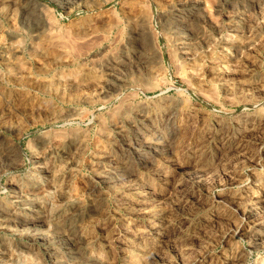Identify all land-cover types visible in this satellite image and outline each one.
<instances>
[{"label": "rangeland", "instance_id": "obj_1", "mask_svg": "<svg viewBox=\"0 0 264 264\" xmlns=\"http://www.w3.org/2000/svg\"><path fill=\"white\" fill-rule=\"evenodd\" d=\"M263 187L264 0H0V264H264Z\"/></svg>", "mask_w": 264, "mask_h": 264}, {"label": "bare ground", "instance_id": "obj_2", "mask_svg": "<svg viewBox=\"0 0 264 264\" xmlns=\"http://www.w3.org/2000/svg\"><path fill=\"white\" fill-rule=\"evenodd\" d=\"M29 8H30V7H29ZM33 8H34V7H33ZM191 9H192V8H191ZM190 11H191V10H190ZM193 11H194V10H193ZM197 12H198V11H197ZM233 13H234V12H233ZM186 17L189 18L188 16H186ZM241 17H242V16H241ZM187 18H186V19H187ZM236 18H237V17H236ZM246 18H247V17H246ZM176 19H177V18H176ZM176 19H175V20H176ZM190 19H191V18H190ZM44 21H45V20H44ZM177 21H178V20H177ZM50 23H51V22H50ZM45 24H46V23H45ZM45 24L42 22L40 26H45ZM178 24H179V23H177V22L175 23V25H178ZM40 26H39V28H40ZM46 26H47V25H46ZM44 30H45V29H44ZM183 30H184V29H183ZM232 82H233V81H232ZM246 82H247V81H246ZM231 85H232V84H231ZM240 85H241V84H240ZM250 86H251V85H250ZM224 87H225V86H224ZM224 87H223V88H224ZM254 88H255V87H254ZM224 89H225V88H224ZM249 125H250V124H249ZM202 128H203V127H202ZM254 128H255V127H254ZM245 130H246V129H245ZM255 132H256V131H255ZM246 133H247V132H246ZM221 135H222V134H221ZM221 135H220V136H221ZM224 135H225V134H224ZM210 136H211V135H210ZM239 136H240V135H239ZM202 137H203V136H202ZM222 138H223V137H221V140H220V141H222ZM219 139H220V138H219ZM223 139H224V138H223ZM198 142H199V141H198ZM167 144H168V143H167ZM227 152H228V151H227ZM43 166H44V165H43ZM56 180H57V179H56ZM57 186H58V185H57ZM262 189L264 190V187H263ZM252 190H253V189H252ZM256 194H257V193H255L254 195H256ZM258 194H259V193H258ZM258 194H257V195H258ZM240 195H241V194H240ZM252 195H253V194H252ZM250 196H251V195H250ZM258 196H259V195H258ZM246 197H247V196H246ZM256 197H257V196H256ZM256 197H255V198H256ZM259 197H260V196H259ZM237 198H238V197H237ZM242 198H243V197H242ZM242 198H241V199H242ZM247 198H248V197H247ZM251 198H253V197H251ZM257 198H258V197H257ZM222 199H223V198H222ZM227 199H228V198H227ZM230 200H231V199H230ZM232 200H233V199H232ZM243 200H244V199H243ZM245 200H246V198H245ZM249 200H250V199H249ZM222 201H223V200H222ZM253 201H254V200H253ZM260 201H261V199H260ZM233 202H234V201H233ZM239 202H240V201H239ZM261 202H262V201H261ZM245 203L247 204V203H249V202L246 201V202H244V204H245ZM227 204H228V203H227ZM236 204H237V202H236ZM250 204H251V203H250ZM256 204H259V200H258L257 202L252 203V205H254V206H255ZM260 204H261V203H260ZM263 204H264V203H263ZM234 205H235V204H234ZM204 206H205V205H204ZM238 206H239V205H238ZM254 206H253V207H254ZM259 206H261V205H259ZM246 207H247V206H246ZM242 208H243V207H242ZM251 208H252V207H251ZM223 209H224V208H223ZM223 209H222V210H223ZM236 209H237V208H236ZM261 209H262V208H261ZM239 210H240V209H238V211H239ZM251 210H252V209H251ZM262 210H263V209H262ZM235 211H236V210H235ZM253 211H254V210H253ZM217 212H219V211H217ZM239 212H242V211L240 210ZM254 212H255V211H254ZM256 212H257V211H256ZM12 214H13V213H12ZM238 214H239V213H238ZM241 214H242V213H241ZM258 214H259V213H258ZM242 216H243V214H242ZM255 217H256V216H255ZM195 218H196V217H195ZM253 218H254V217H253ZM260 218H261V217H260ZM224 219H225V218H224ZM243 219H244V218H243ZM247 220H248V219H247ZM247 220H246V221H247ZM255 221H256V220H255ZM256 223H257V222H256ZM257 224H258V223H257ZM260 224H261V223H260ZM263 227H264V226H263ZM256 229H257V228H256ZM259 236H260V235H259ZM259 238H260V237H259ZM72 239H73V238H72ZM59 243H60V242H59Z\"/></svg>", "mask_w": 264, "mask_h": 264}]
</instances>
